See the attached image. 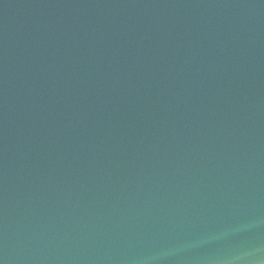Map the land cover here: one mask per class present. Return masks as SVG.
Here are the masks:
<instances>
[{"label":"water","instance_id":"1","mask_svg":"<svg viewBox=\"0 0 264 264\" xmlns=\"http://www.w3.org/2000/svg\"><path fill=\"white\" fill-rule=\"evenodd\" d=\"M0 264H264V0H0Z\"/></svg>","mask_w":264,"mask_h":264}]
</instances>
